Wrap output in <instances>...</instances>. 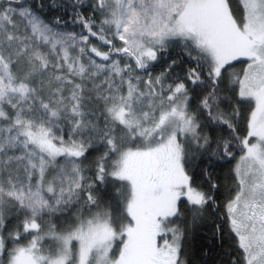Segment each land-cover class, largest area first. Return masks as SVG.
Here are the masks:
<instances>
[{
  "label": "snow or ice",
  "instance_id": "obj_1",
  "mask_svg": "<svg viewBox=\"0 0 264 264\" xmlns=\"http://www.w3.org/2000/svg\"><path fill=\"white\" fill-rule=\"evenodd\" d=\"M237 148L229 264H264V0H0V264H188L219 191L191 162Z\"/></svg>",
  "mask_w": 264,
  "mask_h": 264
},
{
  "label": "trees",
  "instance_id": "obj_2",
  "mask_svg": "<svg viewBox=\"0 0 264 264\" xmlns=\"http://www.w3.org/2000/svg\"><path fill=\"white\" fill-rule=\"evenodd\" d=\"M31 2V0H29ZM51 0H45V3H50ZM65 0H56L57 4L64 3ZM234 4L238 6V0H233ZM62 12H45L47 19H53L55 15H62ZM68 31L80 32V28L76 25L69 24L67 26ZM172 60L178 61L181 66L176 68L171 74L168 82L174 78L177 74L183 75L182 69H186L192 66V62L188 60L186 54L182 52V46L176 45L169 49L167 53L162 54V58L155 62L151 67V74L153 76L159 75L161 72L167 70L168 65L171 64ZM241 65H237L236 70H239ZM190 89V105L195 110L199 104L200 87L189 84ZM222 96H231L227 88L222 86ZM232 104H235V99L232 100ZM222 107L226 110H230L228 101H224ZM243 113V109H242ZM246 115V113H244ZM219 126L209 125V127L203 130L204 133L210 135H217L218 132H213V129H218ZM238 135L243 137L246 134V124L243 119L238 121ZM227 131L224 135H227ZM99 155V153H93L89 156L88 160L85 161V166L90 165L92 161ZM241 152L239 148L234 150V157L228 159H218L215 156L206 154L203 158L197 154L196 158L191 162L192 169L200 171L201 169L207 168L218 178L219 191L214 193L217 197V209H210L204 212L195 221L192 219V213L185 211L178 221L180 226L186 229L187 235L184 242L185 255L184 259L188 261V264H229L230 257H234L236 254L235 241L228 233V225L224 218L223 204L231 195H234L236 190V179L234 169L240 158ZM59 217V218H58ZM45 219H49L46 217ZM52 223H55L58 227L60 226L63 216L56 214L51 218ZM219 225H223L222 229ZM223 232V235H221Z\"/></svg>",
  "mask_w": 264,
  "mask_h": 264
},
{
  "label": "rangeland",
  "instance_id": "obj_3",
  "mask_svg": "<svg viewBox=\"0 0 264 264\" xmlns=\"http://www.w3.org/2000/svg\"><path fill=\"white\" fill-rule=\"evenodd\" d=\"M239 159H240V158H239ZM238 162H239V160H238ZM238 162H237V163H238Z\"/></svg>",
  "mask_w": 264,
  "mask_h": 264
}]
</instances>
